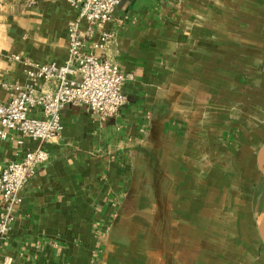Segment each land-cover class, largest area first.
<instances>
[{"label":"crops","instance_id":"obj_1","mask_svg":"<svg viewBox=\"0 0 264 264\" xmlns=\"http://www.w3.org/2000/svg\"><path fill=\"white\" fill-rule=\"evenodd\" d=\"M77 16L66 0H0V104L3 83H29L15 56L65 61ZM103 32L133 76L126 105L106 121L64 108L0 264H264L249 192L264 144V0H123L95 42ZM10 134L0 175L37 146Z\"/></svg>","mask_w":264,"mask_h":264},{"label":"built area","instance_id":"obj_2","mask_svg":"<svg viewBox=\"0 0 264 264\" xmlns=\"http://www.w3.org/2000/svg\"><path fill=\"white\" fill-rule=\"evenodd\" d=\"M122 1L66 0L78 11V16L69 23L67 56L62 64L40 65L14 57V61L27 67L29 83L2 84L9 91V99L0 104V139L15 133L21 139H33L37 146L20 161L9 163L0 175L4 204L0 240L9 236L11 211L23 202L22 193L36 173L50 162L46 145L62 134L64 108L67 105L81 108L106 121L126 105L124 86L133 76L123 73L120 65L105 54L114 35L103 32L100 42L94 41L98 29L113 20ZM97 50L100 55L95 54Z\"/></svg>","mask_w":264,"mask_h":264},{"label":"rangeland","instance_id":"obj_3","mask_svg":"<svg viewBox=\"0 0 264 264\" xmlns=\"http://www.w3.org/2000/svg\"><path fill=\"white\" fill-rule=\"evenodd\" d=\"M250 171H248V166H240V175H241V179L242 178H246L249 175ZM262 175L258 172V179H257V185L254 188H250V193L253 194V192H255V197L257 199L261 198V205H260V210H264V178L261 177ZM243 181V179H242ZM249 190V189H248ZM243 204V202H242Z\"/></svg>","mask_w":264,"mask_h":264},{"label":"water","instance_id":"obj_4","mask_svg":"<svg viewBox=\"0 0 264 264\" xmlns=\"http://www.w3.org/2000/svg\"><path fill=\"white\" fill-rule=\"evenodd\" d=\"M257 166L259 172L264 176V144L258 152L257 156ZM257 226L259 231L260 240L264 247V210L257 215Z\"/></svg>","mask_w":264,"mask_h":264}]
</instances>
